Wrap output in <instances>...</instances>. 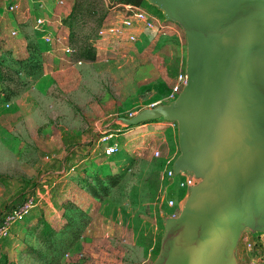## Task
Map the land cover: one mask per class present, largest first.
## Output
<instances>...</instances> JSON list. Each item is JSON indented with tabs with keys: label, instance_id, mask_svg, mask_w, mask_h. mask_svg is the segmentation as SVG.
<instances>
[{
	"label": "rangeland",
	"instance_id": "1",
	"mask_svg": "<svg viewBox=\"0 0 264 264\" xmlns=\"http://www.w3.org/2000/svg\"><path fill=\"white\" fill-rule=\"evenodd\" d=\"M36 1L21 0L18 12L8 13L10 0H0V20L15 21L18 30L12 38L0 32V55L21 56L27 41H41L32 29ZM42 1L52 12L65 11V17L73 3L65 0L67 6L60 7L55 0ZM100 1L107 14L123 3ZM143 7L164 18L154 5ZM89 24L84 31L89 32ZM165 25L160 32L142 33L136 43L120 51L100 53L81 64L48 62L13 101L0 95V173L10 177L8 185L0 183V215L27 194L38 202L35 213L41 211L50 219L56 211L61 217L56 227L62 225L63 216L53 206L54 199H72L84 215L75 224L77 236L65 250L69 255H62L56 264H134L129 260H139L142 255L143 264H152L159 250L164 217L175 216L188 195V189L178 186L177 178L165 174L179 154L176 122L156 119L125 126L117 120L142 108L167 103L170 86L179 74H186L184 31L172 21L167 20ZM73 45L76 47L75 41ZM7 102L9 106H5ZM110 129L119 148L100 160L99 150L89 147L101 132ZM86 152L89 160L80 165L85 164V169L103 180L106 191L83 170L76 173L78 167L70 170ZM111 175H116L115 182H111ZM68 176L71 182L61 187L57 183L60 191H51L54 181ZM85 181L94 185L96 194L84 188ZM169 199L176 205L169 206ZM44 202L48 207L40 208ZM33 225L17 222L10 234L0 239V248L9 245L13 264H42L37 255L41 249L36 237L38 227ZM153 231L156 245L149 253L143 246L148 245ZM245 239L258 243L264 241V233L243 232L235 249L237 264H247L255 252L246 247Z\"/></svg>",
	"mask_w": 264,
	"mask_h": 264
},
{
	"label": "water",
	"instance_id": "2",
	"mask_svg": "<svg viewBox=\"0 0 264 264\" xmlns=\"http://www.w3.org/2000/svg\"><path fill=\"white\" fill-rule=\"evenodd\" d=\"M186 38L177 97L125 126L175 121L174 174L198 180L164 217L152 264H237L243 232L264 233V0H148Z\"/></svg>",
	"mask_w": 264,
	"mask_h": 264
},
{
	"label": "built area",
	"instance_id": "3",
	"mask_svg": "<svg viewBox=\"0 0 264 264\" xmlns=\"http://www.w3.org/2000/svg\"><path fill=\"white\" fill-rule=\"evenodd\" d=\"M54 4L60 7H66L65 0H55ZM121 7L115 8V7ZM21 7V0H10L6 6L8 13H17ZM24 12V11H23ZM62 11L52 12L45 6L42 0H37L33 10L34 18L32 23L33 31L39 35L40 42L37 41L38 50L44 64L48 57L51 60L73 62L81 64L82 60L75 57V49L69 42L68 27L64 24L65 15ZM164 18H159L143 6H137L130 3H120L113 6L107 14L104 23L97 29L96 34L90 40L91 46L97 54L113 53L120 51L136 43L142 33L149 31H159L166 28ZM0 32L6 34L9 38L16 37L18 30L16 22L13 20H0ZM24 52V51H23ZM73 60V61H70ZM186 81V74H179L175 82L170 86L166 95L167 101L174 100L181 91ZM0 95L3 97L2 92ZM9 106V102L5 103ZM103 131L99 136V143H107L104 152L106 155H113L118 151V142L113 140L114 131ZM158 155L159 152L155 151ZM165 174L169 178H177V184L181 188L189 189L198 180L192 173L180 172L174 174L172 163L166 168ZM47 192V191H46ZM169 206H175L173 199L167 201ZM38 204L32 195L27 194L20 198L0 215V239L10 234L13 224L23 219L30 209ZM242 236V235H241ZM241 239V238H240ZM246 240V247L254 250L247 264H264V241L256 242ZM69 252L65 253L68 256Z\"/></svg>",
	"mask_w": 264,
	"mask_h": 264
},
{
	"label": "trees",
	"instance_id": "4",
	"mask_svg": "<svg viewBox=\"0 0 264 264\" xmlns=\"http://www.w3.org/2000/svg\"><path fill=\"white\" fill-rule=\"evenodd\" d=\"M120 2L130 3L137 6H145L147 8L152 6V4L146 0H120ZM156 12L161 14L158 9ZM106 16L107 13L100 0H73L71 9L67 16L64 17L63 22L68 27L69 42L75 49L76 58L78 57V59L83 61L92 60L97 55L96 51L91 46L90 40L96 34L97 29L104 23ZM88 22H90L88 25V29L90 28L89 32L84 31V27H86ZM91 31L94 32L89 38V33ZM73 41H75L76 47L73 45ZM44 69L45 64L41 59L40 51L38 50V46L35 41L26 42L24 54L21 56L13 57L8 53L0 55V91L2 92L5 100L8 101L19 94L25 87L28 86L31 78L42 72ZM117 128H119V126H117ZM111 130L114 131L113 129ZM99 136L93 143V148L89 147V150H99V159L102 160L104 157H109L111 155L108 156L105 154L104 148L107 143H99ZM79 159V164L72 165L70 170H75V168L78 167L77 170H75L76 173L83 170L87 173V176L91 178V180L93 179L97 185L102 188L103 191H106V183H104L103 180H99L98 176L93 172L85 169V164L80 165L83 161L89 160V152L82 153ZM109 178L112 179L111 182H115L116 175H111ZM71 179L72 177L68 176V179L64 182L63 180L57 182L54 181V186L51 188V191H54L55 193L60 191L57 185L60 184L61 187L62 184L65 185L68 182H71ZM7 180H10L8 175L0 174V183L2 185H8ZM84 188L90 193L96 194V189L93 184L88 185L85 181ZM57 200L58 199H54L53 206L62 211L63 219H61L62 225L60 227H56V225L46 219L43 212L40 211L35 213L34 208L36 206L30 209L22 220L18 221H24V223L29 227L32 226V224H34L33 227H38V234L36 237L41 243V249L37 251V255L40 259L39 262L42 264H56L58 259L66 253V249L71 246L73 240L75 239L74 237L77 236L78 229L75 224L77 225V223H79L82 220L81 218L84 216L76 209V203L72 199H62L61 201ZM15 224H13V226ZM83 225H86V223L83 222ZM5 245L7 244H3L0 248V264H13L8 255L9 245Z\"/></svg>",
	"mask_w": 264,
	"mask_h": 264
},
{
	"label": "crops",
	"instance_id": "5",
	"mask_svg": "<svg viewBox=\"0 0 264 264\" xmlns=\"http://www.w3.org/2000/svg\"><path fill=\"white\" fill-rule=\"evenodd\" d=\"M147 2H149L148 0H146ZM62 11V10H61ZM63 13L65 12V11H62ZM67 12V11H66ZM151 12V11H150ZM153 12V11H152ZM165 19V18H164ZM24 54V52L22 53V55ZM48 61H47V64H48V62H56V61H58V60H51V59H47ZM50 60V61H49ZM25 89V88H24ZM24 90H22L20 93H22ZM19 93V94H20ZM19 94H17L16 96H14L13 98H11L10 99V101H13ZM0 174H2V173H0ZM4 175H6V174H4ZM68 179V177H66V178H64L63 179V182L64 181H66ZM45 192L46 191H48V189H46V190H44ZM186 195V194H185ZM48 204H50V203H48ZM48 207V205L44 202V205L42 204L41 206H40V208L42 207ZM47 210V209H46ZM51 216H53L52 218H50V219H48L52 224H54V225H56L55 223H57V222H59L58 220H59V218H61L59 215H56V211H52V213H51ZM141 240V239H140ZM155 240H156V234L154 233V231L151 233V235H150V242L148 243V245H144L143 247H144V251L146 250H149V253H150V251L152 252L153 250H154V248H155V245H156V242H155ZM160 243V242H159ZM139 245H141V242L139 243ZM144 255H142L141 257H143ZM141 257L139 256L138 258H139V260H137V259H132V260H129V263H134L135 264V262H138V263H141V264H143L144 262L141 260ZM148 257H149V255L147 256V257H145V260H147L148 259ZM144 258V257H143Z\"/></svg>",
	"mask_w": 264,
	"mask_h": 264
}]
</instances>
